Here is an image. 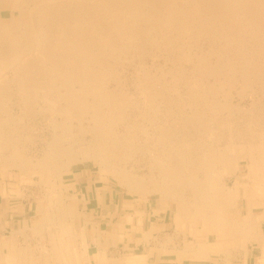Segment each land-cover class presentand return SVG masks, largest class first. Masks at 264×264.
<instances>
[{"label": "bare ground", "instance_id": "bare-ground-1", "mask_svg": "<svg viewBox=\"0 0 264 264\" xmlns=\"http://www.w3.org/2000/svg\"><path fill=\"white\" fill-rule=\"evenodd\" d=\"M20 1L22 0H0V169L15 167L26 172L34 171L39 173L40 181L51 182L54 178L58 182L60 177L70 173V164L85 159H93L106 169L108 165L124 156L121 152L134 145L135 136L129 134V127L126 126V131L119 132L114 129L117 121L124 116V113H120L132 104L133 99L130 100L131 96L125 90L118 88V92H115V86L114 91L107 88L110 82L116 81L112 76L111 61L113 58L119 60V52L121 54L133 49L132 53L142 57L150 52L148 48L159 47L157 36L161 37L162 45L170 49L173 40L182 33L192 34V37L194 34L200 35L204 32L208 35L212 32V42L217 41V47L207 45L208 48L204 49L202 46L200 53L196 52L187 57L185 61H188L187 69L190 70V75L184 83L188 100L198 101L205 96H210L213 100V96H216L209 106L212 114L216 115L224 109L229 110L232 105L225 99L227 95L224 94L223 100L217 96L223 86L232 87L238 79L236 77L240 76L243 89L239 88L237 93L240 91V94L244 95L243 90L248 86V82H251L248 75L262 71L260 68L262 69L263 64H258L255 56L260 55L264 49V0ZM4 11H8L9 15L4 17ZM248 48L251 57L246 58L245 50ZM211 55L216 56L214 62ZM162 69L160 68L159 74H166V70ZM168 70L170 69L167 68ZM140 73L142 74L137 76L139 85L143 84L149 88L146 90L144 87V95L146 94V99L152 103L153 97L160 93V85H150L156 78L150 69H142ZM209 79L212 81H208ZM149 86L158 90H152ZM142 88L143 86L140 89ZM9 97L17 98L14 100V108H17L14 113L11 109L10 113L9 106L7 108L6 101L10 100ZM196 104L202 105V101L199 100ZM162 106L163 104H157L156 109H159L161 117L151 127V135H143L144 144H148L145 149L149 152V170L143 174L126 168L112 170L120 185L132 193H158L160 197L172 198L177 213L180 212L192 223L196 217L203 216L206 219L203 222L204 228L214 231L219 237L227 234L239 237L257 233L261 222L264 221V214H249L243 219L235 220L236 218L226 217L221 209L238 205L237 200L241 195L245 198L244 203L250 213L256 203L264 207V199L255 200L258 195L249 193L247 186L241 193L237 189L238 183L233 189L220 186L219 181L223 174L239 170L238 162L245 159V156L239 157L234 152V143H227L222 148L217 144L203 148L200 135L202 130L207 129L213 122L203 119L202 108L192 112L183 110V122L178 129H174L169 121L168 124L167 121L163 122L168 118L165 113L169 114L171 108ZM37 111L49 113L42 115L49 119V122L44 124L46 127L42 129L49 133V137L44 138L46 140L40 157L34 158L24 151L25 144L32 138V131H26L25 127L34 125L28 121ZM73 120L77 121L78 125L76 133L73 131ZM217 121L214 118L215 124ZM80 133L88 138L83 136L85 139H79ZM247 149L246 171L253 178L252 182L262 185L256 186L264 197V139L256 146L249 143ZM228 151L235 154L229 157ZM218 164L221 166L220 170L215 167ZM200 170L203 174L201 178ZM52 188L57 189L50 192L54 196L57 195L56 203L62 199L63 193L67 205L62 201V205L39 206V216L37 213L34 224L15 229L12 238L6 243L9 245L8 251L3 253L0 249V261L3 264H34L36 258L40 257H44L40 259L47 264H91L87 256L84 227L79 229L71 226V221L76 217L70 208L72 197L66 194V188ZM178 189L189 191L187 206H184L183 201L179 200L180 204L173 198V193L176 194ZM127 219L131 221V217ZM235 222H242L247 226L246 229L241 223L235 225ZM193 224L191 229L195 228V221ZM226 224L234 226L219 229ZM27 228L38 238L36 243H17L13 236L25 233ZM44 232L49 235V241L51 240L50 246L48 245L50 249L37 253V247L43 245L40 237L44 238ZM143 234L148 238L151 233L143 231ZM65 236L67 238H64ZM111 236L119 238L116 240L122 239V234H118L115 229L112 230ZM76 239L81 241L78 251ZM161 241L160 244L163 245L164 241ZM185 245L198 256L215 250L218 241L206 243L199 240L196 245L192 242H185ZM44 248L46 247L41 249ZM97 253L96 264H145L146 258L143 254H122L124 258L114 257L115 260H109L104 250Z\"/></svg>", "mask_w": 264, "mask_h": 264}, {"label": "rangeland", "instance_id": "rangeland-1", "mask_svg": "<svg viewBox=\"0 0 264 264\" xmlns=\"http://www.w3.org/2000/svg\"><path fill=\"white\" fill-rule=\"evenodd\" d=\"M20 2L23 3L24 0H22ZM3 13H2V15L4 17L9 15L8 11H4ZM210 33L208 34V35H210V37L207 34L205 35L204 32H202L203 35L202 34H200V35L194 34L192 37H191L192 34L182 33V35H183V36L181 35L182 37L179 36L178 38L175 39L176 41L173 40V43H172L173 46H171L172 48L170 47V49L167 48L166 46L162 45V40L160 39L161 37L157 36L158 38L156 37L157 38L156 41L159 43V47H153L152 46V48H148V50H150V52L148 51V53L150 55L147 53L146 55L139 57L137 53L135 54L133 52L134 53L133 54L131 52V50L133 51V49H130V51L127 50L128 52L122 51L125 55H123V53L120 54V52H119L117 55L118 56L117 58H119V60H117L116 58H115L116 59L115 60L113 58V60H112L113 62L111 61V72H112V76L116 79L117 82L116 81L110 82L108 84L107 88L110 91H114L116 89L115 92L116 91L118 92V90H117L118 88L121 90H125L131 96V97H129L130 100L133 99L132 100L133 102L131 101L132 104H130L127 108L122 110L123 111L122 113H120L121 115L124 113L125 117L122 115L123 118H121V120H119L120 122L117 121L114 129L116 132H119V131H123V130L126 131L125 127L126 126L129 127V132H131L129 134L132 136H135V140L133 141L134 145L132 147L127 148L125 150V152H121L124 156H122V158H120V160H118L116 162L113 161L114 163L112 165L111 164L108 165L107 166L108 169H107V167H106V169H104L103 168L104 166L101 167L99 165V163H97V161H94L93 159H85L82 162H73L72 164L69 165L70 173L67 174L66 176L60 177L58 179V182H56V180H54V178H52L53 181H51V182L40 181V178H39L40 175H38L39 173H36L34 171L26 172L23 170H18L15 167L14 168L3 167V169L2 168L0 169V171L3 172L1 174V176L5 177L7 175L6 178L8 179V181L14 185V187L9 188L11 191L14 192V193H12V195L13 196L15 195V198L24 197L26 200H28V203L31 206L30 207L31 208L30 219H29V222L31 224H34V222L37 220V213H38V207L39 206H47V205L52 206L55 204L56 205H60V204L62 205L63 204L62 201L64 202L65 205H67V199H65L66 196L64 195L65 196L64 197L63 193L61 195L62 199L60 201H57V203H56V200H55L56 197L55 196H57V195L54 196L51 193L53 192V190L57 191V189L52 188V187L57 188V186H58V190H59V187L60 188L63 187L64 182H66V183L70 182V180H69L70 176H68V175L72 174L74 168H76V170H78V169L82 168L83 166H85L83 168L89 167L92 170L93 174L95 175L96 179L99 180V182H97L98 186L104 184L108 187V188L106 187L108 189L107 191H109L110 194L113 196L114 204H117L119 206L118 212H120V210L130 211L131 213L136 211V213L140 214V213H142V211H145V210L146 211H149V210L152 211L153 210V215L151 216V218L157 222L159 221L160 223H162L163 221L167 223V228L163 232L169 233L168 239L169 240L171 239L170 242H172V243H173V241H175L176 249H178V248L180 249L181 247H183L184 246L183 244H185V242H192L193 244L196 245L197 241H199V240L206 242V243H215L219 240H226L227 242L230 241V243L225 244L223 250L220 251L218 254H215V255H213V257H210L211 260L217 261L219 259H222L223 263L225 262L227 264L229 260H231L232 258H234L235 256H237L239 254L240 255H246L247 253H253L256 257L255 258L257 261L256 264H263L262 263V257H261L262 250H261V247L257 243H255V242H247L246 243V241L242 240L243 238L238 239L237 236H233L231 234H227V235H223V236L219 237L214 231L206 230L204 228L203 222H205L204 220H206V219L203 218V216H198L195 218V220H194L195 221V228L191 229V226L194 227V224H193L194 221L192 223V221L184 218L183 214L181 215L180 212L177 213L178 211H177V208L176 209L174 208V204H173L174 202H173L172 198H168L166 196L160 197L158 193L140 194L139 192H135V193L129 192L125 188V186L120 185V183L117 180V177L115 176V174L112 171V170L115 171L117 168H126V169H132L136 173L143 174L149 170V167H148L149 166V164H148L149 152L145 149V147H147L148 144L146 146L144 144L145 142L143 139L145 138L144 136H146L145 133H147L148 137L151 135L149 133L153 130V128H151V127H153L154 122H156L157 119H159V117H161V114L158 111L159 109H156L158 103L160 106L163 104L164 107H168L169 109L171 108L169 111V114L165 113V115H168V118L165 119V121H163V122L167 121V124H168V121H169L170 125L175 127L174 129H178L180 124L183 122V119H184V118H182L183 117V113H182L183 110L184 111L187 110L188 112H190V111L192 112L195 110H201V108H202L203 119H205L206 121L210 120L213 122L211 124V126H209L207 129L202 130L201 135L198 134V135H200V138L198 137V135L196 136L203 143V148L208 147V146H212V145L215 146L216 144L220 145L222 148L227 143H230V144L234 143L236 146L234 149V152L236 154H238L239 157L243 156V155L245 156V159H241L240 162H238L237 166H240L239 170L232 172L230 174H225V173L223 174V176L220 178V181H219L220 186L223 187L224 189L226 187L232 188L233 186H235L236 183H238L239 187L237 189L240 190V193L244 189V187L247 186V190L249 193L254 194V195H258L255 200H257V201L261 200L262 201L264 199V197H262L260 195L261 191L257 190V186H262V185L256 184V182H252L253 178H251L249 176V173L246 171L247 170L246 165L248 164L247 146L249 145V143L254 144V146L259 145L261 140L264 139V86H263L264 85V79H262V78H264V73H263L264 72V61H263L264 60V56H263L264 55V49L262 50L263 52H261L260 55L256 54L257 56H255V60L257 57L258 64H260V63L263 64L262 69L260 68V71L261 70L262 71L259 72V73H261L260 74L261 77L259 76V73L258 74L253 73V74L248 75L249 80H251V82L250 83L248 82V86L245 87V89L243 90V93L245 92L244 95L243 94L241 95L240 91L238 92L239 94L237 93L238 90L243 89V87H242L243 85H242V83H240V82H242V80L240 79V76L236 77L238 79L235 78L237 80V81L235 80V83H237V84L234 83L235 86L234 85L232 86L234 88L227 87L226 85L223 86V88L221 89L220 93L217 94V96L219 99L223 100L225 98L224 94L227 95V98H225V99L227 100V102L232 103V105L229 108V110L224 109L221 113H218L217 115L212 114L209 106L211 103H213V100L216 96H213V100H212V97H210V96L201 97L200 99H198V101L195 99L188 100L187 97L185 96L186 85L184 83L186 81L187 76L190 75L189 74L190 70L188 71V69H187L188 61L187 62L185 61V60H187V57L189 58V55H192V54L194 55V53H196V52L200 53L199 50H200V48H202V46L204 49L208 48L207 45L214 46L213 48L217 47L218 43H217V41L212 42L213 39L211 37L213 36V33L212 32H210ZM185 34L187 37L188 36L189 37L187 38L185 36ZM158 40H160V41H158ZM178 45H180V47ZM245 52H246L245 54L247 55L246 58L251 57L250 56L251 53H249L250 52L249 48L246 49ZM121 55H123V56H121ZM210 57H211V60L213 62L216 60L215 55H211ZM261 58H263V59H261ZM139 66L144 67V68H141ZM136 67H138V68H136ZM160 68H163L162 70H166V72H167L166 74L161 73L162 74L161 77H160L161 74H159ZM167 68L170 70L167 71ZM142 69H150L151 73L154 76L156 75V78L155 77L154 78L157 79V81L154 79L150 85L155 84L154 86H156V84H157L158 87L160 85V89H159L160 93H159V91L157 93H159L161 96H159V94H157L155 96L156 98L153 97L152 103H149L148 100L146 99L148 96L146 97L145 96L146 94L144 95V87L145 86L143 84L139 85V82H138L139 79H137L140 76V74H142V73H140V72H142ZM169 71H170V73H168ZM252 75H253V77H252ZM255 80H257V81H255ZM158 81H160V82H158ZM204 81L206 82L207 80H204ZM208 81H212V79H209ZM260 82L263 84H261ZM161 83L163 85H161ZM240 84H241V86H240ZM134 85H136V86H134ZM141 86H143L142 89H140ZM154 86H152V88H151V86H149V87L152 90L153 89L158 90V88H155ZM250 86L252 87L251 89L248 88ZM147 88H146V90H147ZM246 89H247V91H246ZM152 90H148V92L152 91ZM161 93L163 94V98H162ZM241 93H242V90H241ZM138 94H140V95H138ZM141 94L144 95V100L142 98L143 95H141ZM158 96L160 98H158ZM8 99H10V100L6 101V104L8 103L7 108L9 106L10 108H8V110L10 111V109H11V111H13V113H14V111L17 110V108H14V106H15L14 100L17 98L9 97ZM135 99H136V101H135ZM158 99L159 100L161 99L162 101L161 100L159 101ZM145 100H147V102L149 104L147 102H145ZM199 100L202 101V105L196 104L197 102H199ZM8 101H11L13 104L11 102H8ZM156 101H157V103H156ZM195 101H196V103H195ZM144 102H145V104L147 103L146 106H145ZM150 107H151V109H149ZM147 108H148V110H147ZM36 109H38V108H36ZM11 111H10V113H11ZM141 112H143V113L140 114ZM231 112H234V113H231ZM45 114L48 115L49 113L45 112L43 114V111H41V113H39L37 111L36 113H34V115L32 114L33 116L31 117V120H29L30 122L28 121V123L34 124V125L33 126L26 125V127H25L26 131H29V132L32 131V133H31L32 138H31V140H29L25 144L26 147H25L24 151L29 156L34 157V158L40 157V155L42 154L43 149H44V147H43V144H45L44 141L46 140V139L44 140V138L49 137V133L44 132L42 130V129H44V126H45L44 124L45 123L47 124L49 122V119L44 118L42 116ZM143 114H144V116H143ZM157 114H159V115H157ZM149 116L152 118V120ZM38 117H39V119H38ZM214 118H216V121L217 120H220V121H217L218 123L215 124ZM171 119H175V120H171ZM46 120H47V122H46ZM149 120H150V122H149ZM125 121L127 123H125ZM130 121H131V123H130ZM32 122H34V123H32ZM74 122H75V124H74ZM76 122L77 121L73 120V124L77 127L78 125L76 124ZM133 123H135L134 124L135 127L132 125ZM126 124H128V125H126ZM149 124H151V125H149ZM75 126H73V129H74L73 131L76 133L78 131V127L76 129ZM30 128L32 130H30ZM121 128H122V130H121ZM133 128H134V130H132ZM47 129H49V128H47ZM135 129H136V131H135ZM45 130H46V128H45ZM25 135H28V133H25ZM83 136L87 137V135L80 133L79 139H85V138H82ZM234 152L228 151L227 156L232 157L233 154H235ZM34 158H33V160H34ZM215 167L219 170L221 168V166L219 164L216 165ZM202 176H203V174L201 173V170H200L199 177L201 178ZM237 180H239V182ZM55 194H56V192H55ZM66 194L68 196H71L72 193H71V191H67ZM189 194H190L189 191H186V190L184 191L182 189H178L176 194L173 193L174 196L173 195L172 196L177 202H179L181 204V201H183L185 204L184 206H187V204L189 202L188 201ZM16 195H18V196H16ZM244 199L245 198H243V196L241 195L237 200L238 205H235L234 207L225 206V207L221 208L223 214L226 217H230L233 219L236 218L235 220H240L246 211ZM15 200H18V199H15ZM179 200H181V201H179ZM39 201H40V203H39ZM76 202H77V200L72 199L71 200V206L69 205L70 208H73V210H74V204ZM119 204H122V205H119ZM253 209L256 212H259L262 209H264V207H263V205L256 203L254 205ZM151 211H150V213H151ZM38 216H39V213H38ZM178 216H181V217H178ZM138 220H141L140 221L141 223L143 221L141 218H137V219L133 218V220L131 219V221L129 222V224H130L129 227L132 228L131 229L132 232H131V235L129 234V238L131 236H135V232L136 233L140 232L141 229L138 227H139V224H141V223ZM145 220H146V218H145ZM261 225L264 228V221L262 222ZM71 226H72V228H75V222L74 221H71ZM180 228H182V229H180ZM31 234L30 235L27 234L26 236L20 235V237L18 239L20 241H23V238H24L26 240V242L32 240V242L35 243L36 239H32L30 237ZM42 236H44V238L40 237V241L41 242L43 241L42 246L43 247L45 246L46 248H44L45 249L44 250V249H41V248H43L42 246L37 247V249H36L37 253H41V252L43 253V251H47L50 249L49 246L51 244V242H50L51 240L49 241V239H50L49 235H47V233L44 232V235H42ZM151 237H152L151 234L148 236V238H146L144 236V238L146 240L151 238ZM64 238H67V237L65 236ZM153 238L154 237H152V239ZM161 238L160 239L155 238L154 240L155 241L161 240ZM164 239H167V235L165 236ZM74 240H75V238L72 240L73 243H74ZM47 241H49L50 243ZM79 242L81 243V241L76 239L75 243L78 245L77 251L79 249ZM4 250H5V248H4ZM136 252H138V250ZM177 252L178 251H176V253ZM105 256L107 258H109V260H111V258H112V260H115L116 257L117 258L118 257L124 258L123 257L124 255H122V251L118 248L116 249V251H113L110 254L109 253L105 254ZM48 257L51 258V256H48ZM40 258L44 259V257H40ZM40 258H36L37 260H36V263H34V264H47V262H42V260ZM38 261H39V263H38ZM203 261L204 262L208 261V259L207 260L204 259ZM31 263H33V262H31ZM0 264H3V262L0 261ZM24 264H30V263L25 262ZM52 264H53V262H52ZM55 264H59V263L56 262ZM74 264H76V263H74ZM93 264H96V263H93Z\"/></svg>", "mask_w": 264, "mask_h": 264}, {"label": "crops", "instance_id": "crops-1", "mask_svg": "<svg viewBox=\"0 0 264 264\" xmlns=\"http://www.w3.org/2000/svg\"><path fill=\"white\" fill-rule=\"evenodd\" d=\"M83 167L78 170H76V168L73 169L72 174L68 175L70 176V182H64L63 188H66L67 191H71L72 199L77 200L74 204V210L71 208V211L73 214L75 212L76 215V217H74L75 226L79 229L80 227H84L85 229L87 256L91 264L96 263L98 251L104 250L105 254H107L116 251L117 248L122 251V254L126 255H146L145 264H226L225 262L223 263L222 259L213 261L210 257L222 251L225 244L230 243V241L219 240L215 250L212 249L198 256L191 249H188L185 244H183L184 246L180 249H176L175 241H173V243L168 241L167 234L169 233L163 232L167 228V223L164 221L160 223L151 218L153 210H145L140 214L136 213V211H132L133 213H131L130 211L120 210V212H118L119 206L114 204L113 196L107 191L108 187L104 184L98 186L97 182H99V180L96 179L92 170L89 167ZM2 173L3 172L0 171V249L5 253L9 248V245H6V243L12 238L13 231H15V229H22V226L24 228L30 224L31 206L24 197L15 198V195H12L14 192H10L11 190L9 188L14 187V185L8 181L6 178L7 175L2 177ZM253 208L254 207L251 209L252 213L246 208L245 214L241 219L249 214H264V209L256 212ZM128 217H131L132 220L133 218H141L143 220L142 223L140 222L141 220H138L141 223L138 227L141 229V233L135 232V236H131L130 238L129 234L131 235L132 228L129 227L130 221H128ZM238 223H241L246 229L247 226L242 222H235V225ZM261 224L257 233L240 235L238 239L243 238L242 240L246 241V243H257L261 247L262 263L264 264V228ZM120 225H122V227H120ZM233 226L234 225H232V227ZM232 227L231 224H226L223 227H219V229H229ZM240 227L241 226H239V228ZM113 229L117 230L118 234H122V239L116 240L118 237L113 238L111 236ZM216 229L218 230V227ZM143 231H150L151 236L155 238L160 239L162 235L164 237H162V241H155V238L146 240ZM29 233L30 230L27 228L25 229V233H18L15 237L13 236V238L19 244H26L27 242L34 244L32 240L26 242L24 238L23 241L18 239L20 235L26 236L27 234H31ZM165 234L167 235V239H164L166 236ZM30 237L32 239H38L37 237H33L32 234ZM160 241H164L163 245L160 244ZM158 243L160 245H158ZM137 250L138 252H136ZM176 251L178 252L176 253ZM255 258L253 253H247L246 255L239 254L229 260L227 264H256L257 261ZM204 259H208V261L204 262Z\"/></svg>", "mask_w": 264, "mask_h": 264}]
</instances>
